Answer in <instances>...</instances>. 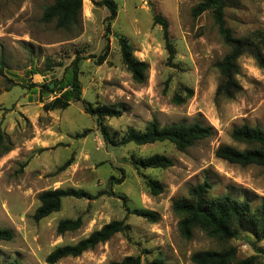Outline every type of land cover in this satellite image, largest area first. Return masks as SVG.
Listing matches in <instances>:
<instances>
[{
  "label": "rangeland",
  "instance_id": "1",
  "mask_svg": "<svg viewBox=\"0 0 264 264\" xmlns=\"http://www.w3.org/2000/svg\"><path fill=\"white\" fill-rule=\"evenodd\" d=\"M55 0H0V228L13 238L0 240V264H48L47 255L57 246L74 244L114 219H125L129 233H117L108 242L78 257L56 264H107L128 255H140L141 264L163 259L167 264H196L195 252L238 248V258L255 256L264 264V251L256 253L239 240L219 241L196 229L191 238L179 231L173 201L188 196L190 188L208 180L210 194H230L253 205L264 197V168L241 166L215 154L222 144L239 149L232 131L243 125L264 129V68L250 55L238 60L241 91L233 98L217 96L220 73L215 63L230 50L211 12L194 17L199 0H115L117 16L106 31L109 8L101 0H84L82 21L67 29L56 21L42 20L44 8ZM167 19L175 54L169 51L160 23ZM227 26L237 37L264 35V0H227ZM125 36L134 55L149 63L148 79L138 83L123 63L119 37ZM109 45L100 65L97 58ZM82 57L80 80L83 97L94 104L119 107L123 114L105 118L119 139L130 127L138 130L156 119L161 125L199 121L215 128L213 136L179 151L168 141L123 146L107 145L96 118L84 105L72 102L66 109L46 110L58 93L44 92L42 84L59 81L67 67ZM51 84V85H52ZM192 96H188V91ZM179 95L183 102H176ZM163 153L174 160L166 169L137 170L132 157ZM70 157L73 162L60 167ZM124 174V180L116 182ZM114 176L116 179L111 180ZM146 178L161 181L164 192L152 195ZM75 188L92 198L64 197L59 211L36 221L33 214L41 191ZM148 209L157 222L132 213ZM81 216L75 231L57 232L61 219ZM264 250V239L259 243Z\"/></svg>",
  "mask_w": 264,
  "mask_h": 264
},
{
  "label": "trees",
  "instance_id": "2",
  "mask_svg": "<svg viewBox=\"0 0 264 264\" xmlns=\"http://www.w3.org/2000/svg\"><path fill=\"white\" fill-rule=\"evenodd\" d=\"M95 2L94 0H91ZM106 5L110 14L106 20L108 25L106 31L110 32V23L117 16V3L115 0H101L96 2ZM84 0H55L44 8L42 20L44 22L56 21L58 28L67 29L77 26L82 21ZM227 0H199L192 7V15L197 17L204 12H211L225 44L230 48L229 52L215 63L220 73V82L217 89V96L226 99H233L242 89L237 80L239 73V58L248 54L252 56L257 64L264 68V35L258 39L250 37H237L232 28L227 26L225 19V8ZM154 22L160 23L163 28V37L169 51V57L175 54L169 33V23L167 19L159 14L154 15ZM120 52L123 63L132 73V77L138 83H144L148 79L149 63L140 60L134 55V47L125 36L119 37ZM110 53L109 45L104 48L102 54L97 58V64H102ZM82 57L77 56L72 64L67 67L65 74L59 81L44 83L41 89L44 92L58 93L55 97L44 105L46 110L57 108L66 109L72 102H80L84 105L85 112L96 118L102 137L107 145L123 146L130 143L136 145L152 144L155 142L168 141L174 144L177 150L185 151L192 147L197 141L209 138L215 133L212 125H205L199 121L192 123L177 122L169 125H161L156 119L149 121L144 129L138 130L130 127L119 139L109 131L105 125V118L119 117L123 110L107 103L94 104L83 97V87L80 80V62ZM5 65L0 62V76L4 75ZM188 91V96H192V91ZM174 100L183 102L179 95H175ZM232 138L240 143L248 145L245 149L222 144L216 149V156L230 163L241 166L257 165L264 168V129L260 126L243 125L235 127L232 131ZM73 162L70 157L60 167L65 169ZM131 164L137 169L158 168L166 169L174 165V160L163 153H154L145 157H132ZM121 178L112 176L117 183L122 182ZM152 195L164 192V184L154 178H146ZM212 183L204 180L190 188L188 196L180 197L173 201L172 208L179 217L178 228L184 238H191L196 229L205 232L208 236L219 241L239 240L249 245L256 253L264 250L259 243L264 239V197L261 202L253 205L248 199H239L230 194L211 195ZM64 197L92 198L93 196L75 188H52L39 193V205L36 208L33 218L36 221L48 217L57 212L62 207ZM132 213L148 219L151 222L159 220V214L148 209H134ZM81 216L76 218L61 219L57 224V232L63 234L67 231H75L82 227ZM131 226L125 219H114L98 229L93 230L88 236L80 239L74 244L57 246L46 257L48 264H56L66 257H78L84 252L96 248L101 243L108 242L117 233L127 234ZM13 238V231L7 228H0V240H10ZM238 248L230 246L222 250H202L192 255V260L196 264H255V256L238 258ZM140 255H128L121 260H113L107 264H141ZM7 264H19L10 261ZM146 264H167L163 259H153Z\"/></svg>",
  "mask_w": 264,
  "mask_h": 264
},
{
  "label": "water",
  "instance_id": "3",
  "mask_svg": "<svg viewBox=\"0 0 264 264\" xmlns=\"http://www.w3.org/2000/svg\"><path fill=\"white\" fill-rule=\"evenodd\" d=\"M54 84H52L51 86L53 87Z\"/></svg>",
  "mask_w": 264,
  "mask_h": 264
}]
</instances>
